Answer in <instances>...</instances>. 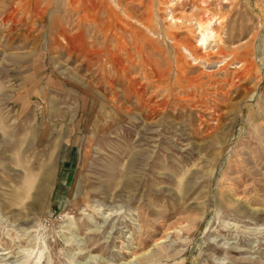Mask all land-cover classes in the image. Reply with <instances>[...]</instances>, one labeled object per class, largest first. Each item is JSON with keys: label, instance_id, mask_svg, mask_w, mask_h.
<instances>
[{"label": "rangeland", "instance_id": "rangeland-1", "mask_svg": "<svg viewBox=\"0 0 264 264\" xmlns=\"http://www.w3.org/2000/svg\"><path fill=\"white\" fill-rule=\"evenodd\" d=\"M0 264H264V0H0Z\"/></svg>", "mask_w": 264, "mask_h": 264}, {"label": "bare ground", "instance_id": "bare-ground-1", "mask_svg": "<svg viewBox=\"0 0 264 264\" xmlns=\"http://www.w3.org/2000/svg\"><path fill=\"white\" fill-rule=\"evenodd\" d=\"M72 3V2H71ZM44 4V3H43ZM199 25V30H200V35H201V39H200V44L202 45V46H204L208 41H210V40H212V38H214L215 37V32L211 29V27H210V25H211V23H210V21H208V22H205V23H200V24H198ZM87 33V32H86ZM100 38V37H99ZM137 42V41H136ZM104 59V58H103ZM144 73V72H143ZM141 81V80H140ZM101 119H103L104 120V123H106L107 121V119H106V117H97L96 119H95V121L93 122V124H92V127L93 126H97V124L99 123V122H101ZM47 178V177H46ZM49 178V177H48ZM42 183V182H41ZM39 189H41V187L39 188ZM43 189V188H42ZM41 189V190H42ZM41 190H39V191H41ZM38 191V190H37ZM8 253V252H7ZM2 255V254H1ZM5 255V254H4Z\"/></svg>", "mask_w": 264, "mask_h": 264}]
</instances>
